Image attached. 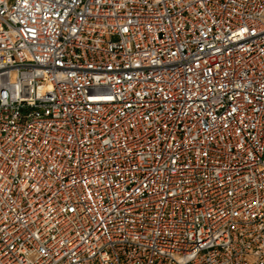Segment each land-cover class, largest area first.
<instances>
[{"label": "built area", "instance_id": "2783aa9c", "mask_svg": "<svg viewBox=\"0 0 264 264\" xmlns=\"http://www.w3.org/2000/svg\"><path fill=\"white\" fill-rule=\"evenodd\" d=\"M0 264H264V0H0Z\"/></svg>", "mask_w": 264, "mask_h": 264}]
</instances>
